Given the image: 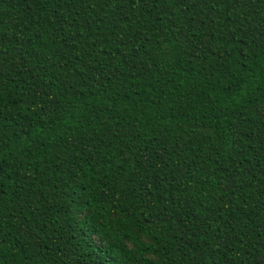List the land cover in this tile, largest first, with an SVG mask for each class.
Here are the masks:
<instances>
[{"label":"trees","instance_id":"obj_1","mask_svg":"<svg viewBox=\"0 0 264 264\" xmlns=\"http://www.w3.org/2000/svg\"><path fill=\"white\" fill-rule=\"evenodd\" d=\"M0 147L2 264L264 261V0H0Z\"/></svg>","mask_w":264,"mask_h":264},{"label":"snow or ice","instance_id":"obj_2","mask_svg":"<svg viewBox=\"0 0 264 264\" xmlns=\"http://www.w3.org/2000/svg\"><path fill=\"white\" fill-rule=\"evenodd\" d=\"M156 2H159V0H156ZM186 2L187 0H173V3L175 4H183ZM236 2L239 3V0H236ZM245 3H247V0H245ZM0 152H2V147H0ZM0 264H2V257H0ZM228 264H248V262H246L242 257H233ZM258 264H264V261L258 262Z\"/></svg>","mask_w":264,"mask_h":264}]
</instances>
